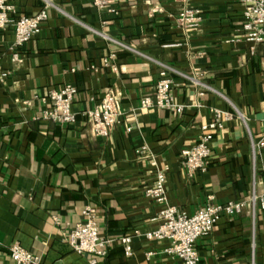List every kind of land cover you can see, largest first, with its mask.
Returning <instances> with one entry per match:
<instances>
[{
	"label": "crops",
	"instance_id": "0c3cea01",
	"mask_svg": "<svg viewBox=\"0 0 264 264\" xmlns=\"http://www.w3.org/2000/svg\"><path fill=\"white\" fill-rule=\"evenodd\" d=\"M108 2L116 13L92 0H8L13 17L44 9L47 19L20 48L19 61L11 59L12 26L0 29V70L7 73L0 78V264H13L15 241L41 264H91L90 254L74 252L64 238L87 206L103 236L132 235L130 256L115 242L95 264H182L166 252L167 240L145 237L160 225L159 211L173 205L193 214L227 201L243 205L196 240L199 264H264V42L242 37V4ZM185 4L201 11L195 29L176 23ZM162 67L169 68L174 100L185 105L180 114L139 109ZM65 83L77 89L73 124L42 116L51 105L48 90ZM106 92L116 97L120 116L103 138L82 112ZM213 109L232 117L214 132L206 169L188 175L180 151L197 140ZM141 146L147 151L136 153ZM159 170L161 202L144 196Z\"/></svg>",
	"mask_w": 264,
	"mask_h": 264
},
{
	"label": "built area",
	"instance_id": "2783aa9c",
	"mask_svg": "<svg viewBox=\"0 0 264 264\" xmlns=\"http://www.w3.org/2000/svg\"><path fill=\"white\" fill-rule=\"evenodd\" d=\"M238 2L243 6L242 37L253 44L264 42V0H238ZM92 4L99 10L106 9L116 13V9L109 5L108 0H92ZM10 12H12V6L8 0H0V29L12 26L14 39L10 47L11 59L19 61L20 48L39 33L42 22L47 19V13L41 9L33 15L13 17ZM175 19L181 29H195L200 24L201 11L196 6L185 4L178 10ZM177 45L175 43L165 44L164 47ZM105 63H108L107 60ZM168 69L167 67L160 68L154 93L140 99L139 109H167L177 114L183 112L185 105L177 103L171 95L172 79ZM6 74L0 70L1 79ZM195 74L200 75L201 72L197 69ZM184 76L194 84L202 85L198 77ZM76 93L77 89L71 83H65L57 89H49L46 98L51 105L43 111V118L61 124L75 123L77 115L72 110V103ZM82 115L89 120L93 135L108 137L111 129L119 122L120 112L117 108L116 97L111 92H106L94 107L84 110ZM231 117L232 113L229 111L213 109L212 119L200 126L197 140L181 149V165L188 175H192L197 170L206 169L214 132L221 126L222 121ZM130 129V127L127 128V130ZM259 144L264 145V139ZM145 151H147L146 146L136 149V153ZM150 163L155 164L154 160ZM164 182V173L157 171L154 183L144 190V196L157 202L164 201L166 199ZM259 201L261 207L264 208V195L259 198ZM242 205L241 202L235 201L206 204L193 214L179 210L173 205H166L157 215L160 225L155 230L146 232L145 237L167 240L169 245L166 252L179 257L182 264H199V255L195 248L196 240L208 235L222 214L231 215L239 212ZM82 215L83 220L71 226L64 237L74 252L90 254L92 256L90 263L95 264L97 258L105 256L108 248L117 242L121 245L124 255L132 254L131 234L103 236L97 224L94 209L87 206L82 210ZM53 219L58 222L56 216H53ZM9 256L13 264H41L42 262L39 255L31 253L17 241L10 245Z\"/></svg>",
	"mask_w": 264,
	"mask_h": 264
}]
</instances>
